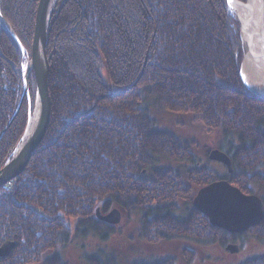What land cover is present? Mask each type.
<instances>
[{
    "label": "trees",
    "instance_id": "1",
    "mask_svg": "<svg viewBox=\"0 0 264 264\" xmlns=\"http://www.w3.org/2000/svg\"><path fill=\"white\" fill-rule=\"evenodd\" d=\"M36 5L0 0V133L12 120L0 138V169L33 106L34 76L23 96L22 65ZM242 53L226 0H67L46 48V133L22 174L0 188V246L14 243L0 264H69L64 253L75 239L91 234L104 241L115 232L94 215L99 204L102 212L116 205L125 217L137 216L136 238L149 244L234 239L211 226L192 199L219 180L244 194L250 185L264 188V100L241 82ZM151 109L221 131L233 172L161 165L192 162L197 145L161 129ZM249 234L264 241V214ZM88 260L110 264L99 253ZM242 264H264V256Z\"/></svg>",
    "mask_w": 264,
    "mask_h": 264
},
{
    "label": "rangeland",
    "instance_id": "2",
    "mask_svg": "<svg viewBox=\"0 0 264 264\" xmlns=\"http://www.w3.org/2000/svg\"><path fill=\"white\" fill-rule=\"evenodd\" d=\"M238 1L242 3L247 2V0H238ZM37 4H38V0H37ZM36 9H37V5H36ZM234 17L238 23L240 40L243 47V53L240 64V71L242 73V63L247 53V47L245 42L241 39L242 34L240 31L241 29L239 28L241 25L235 15ZM52 19L53 18H51V20ZM33 33H34V27H33ZM32 40H33V34H32ZM32 40H31V44H32ZM30 53H31V46H30ZM29 58H30V54L29 56L26 57L24 64ZM255 86L261 88V83L258 82V84L256 83ZM34 100H35V95H34ZM33 110H34V101L32 108L28 109V116L32 114ZM150 115L152 118H154L157 121L161 129L169 133H174L176 135H179L184 139H188L194 142L198 147L192 150L193 153L192 162L177 163L173 161H164L161 162V165L163 164L165 166L167 165L178 166L180 164L182 166L183 165L188 166L189 168L205 167L217 173L219 176L228 173L226 167L222 163L210 160L207 156L203 154V150L205 148L210 149L208 151V154L212 150H219L226 154L227 151L224 146V141H223L224 138L222 136L221 131L219 130L207 131V129L202 124L194 121L189 116L178 115V114H173L170 112L159 111L154 109H151ZM25 127L26 124L24 126V129ZM233 142L235 143V140H233ZM231 166H232V162H231ZM259 172L262 175H264V166L260 167ZM206 186L207 185L203 187ZM250 189H251V194H246V195H255L259 197L261 200L262 198L264 199L263 187H260L258 185H250ZM198 191L196 192V194L198 193ZM101 207H102L101 204H99V207L96 208L98 209L99 214L101 216L107 215L112 210L118 211L120 216V221L117 224L112 225L115 228V232L110 236H108V238L104 241L100 240L98 236L91 234H89L85 238L75 239L64 253V258L66 261H68L69 264H91V261L88 260L89 256L95 253H99L101 262L104 263L105 260H109L110 264H136V263H143L146 261H153L160 257L173 258L174 264H242L247 260L264 256V241L256 239L250 234L246 235V232L250 228L247 229L245 232L232 234L235 235L236 237L232 240L229 239L228 242H224V243L219 241L200 242L187 238H171V240H165L155 244H149L136 238L137 235L136 229L138 224L137 216L132 215L130 217H125L123 212H121L116 205H110L107 211L105 212L101 211ZM96 209L94 211L95 216H96ZM70 221L72 222L70 223V227H71V225L74 223V220L70 219L69 222ZM228 244L236 245L238 247V251L236 253H229L226 250V246Z\"/></svg>",
    "mask_w": 264,
    "mask_h": 264
},
{
    "label": "water",
    "instance_id": "3",
    "mask_svg": "<svg viewBox=\"0 0 264 264\" xmlns=\"http://www.w3.org/2000/svg\"><path fill=\"white\" fill-rule=\"evenodd\" d=\"M56 1L57 0H38L30 58L24 65H22L23 96L28 94L29 74L32 72L34 76V110L32 111V114L28 116L26 127L10 159L5 161L0 169V188L22 174L31 156L41 144L49 124L51 99L48 91L49 62L47 59L46 48L52 24L63 5L66 3V0L61 1L55 17L51 20L50 15ZM226 2L228 8L236 16L241 25L233 4L243 5L245 3L238 0H231V3H229V0H226ZM261 6L264 12V0H261ZM239 28L241 29L240 31L242 34V27L240 26ZM9 29L12 35L16 38L11 28ZM241 39L246 44L243 34L241 35ZM239 77L250 93L264 100V70L260 81L261 88L249 84L240 70ZM36 110L37 116L35 123L33 127L28 130L30 120L35 115ZM18 111L19 107L12 119L16 116ZM8 126L9 124L0 133V138ZM208 158L222 163L226 167L228 173H232L230 159L225 153L219 150H212L209 152ZM192 205L201 214L207 217L211 226L223 229L231 234L245 232L247 229L257 225L264 214V205L259 197L243 194L237 187L231 185L225 180L213 182L200 189L193 198ZM96 216L98 220L111 226L120 221L119 213L116 210H112L107 215L101 216L98 209H96ZM13 247L14 243L11 242H5L1 245L0 257H6ZM226 250L229 253H236L238 247L236 245L228 244Z\"/></svg>",
    "mask_w": 264,
    "mask_h": 264
},
{
    "label": "bare ground",
    "instance_id": "4",
    "mask_svg": "<svg viewBox=\"0 0 264 264\" xmlns=\"http://www.w3.org/2000/svg\"><path fill=\"white\" fill-rule=\"evenodd\" d=\"M54 7L55 4L52 12ZM233 7L241 22L242 34L247 46V53L242 63V75L250 84L256 85L261 81L264 70V12L261 0H248L243 5L233 4ZM36 116L37 110L30 120L28 130L33 127ZM11 122L12 120L8 124L10 125Z\"/></svg>",
    "mask_w": 264,
    "mask_h": 264
},
{
    "label": "snow or ice",
    "instance_id": "5",
    "mask_svg": "<svg viewBox=\"0 0 264 264\" xmlns=\"http://www.w3.org/2000/svg\"><path fill=\"white\" fill-rule=\"evenodd\" d=\"M229 3H231V0H229Z\"/></svg>",
    "mask_w": 264,
    "mask_h": 264
},
{
    "label": "flooded vegetation",
    "instance_id": "6",
    "mask_svg": "<svg viewBox=\"0 0 264 264\" xmlns=\"http://www.w3.org/2000/svg\"><path fill=\"white\" fill-rule=\"evenodd\" d=\"M264 204V203H263Z\"/></svg>",
    "mask_w": 264,
    "mask_h": 264
}]
</instances>
